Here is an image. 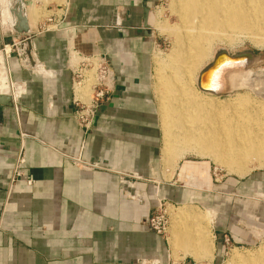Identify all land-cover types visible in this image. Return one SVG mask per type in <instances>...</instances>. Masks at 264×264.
<instances>
[{
  "label": "crops",
  "instance_id": "1",
  "mask_svg": "<svg viewBox=\"0 0 264 264\" xmlns=\"http://www.w3.org/2000/svg\"><path fill=\"white\" fill-rule=\"evenodd\" d=\"M43 1L24 0L23 35L9 27L12 0L0 4V50L24 37L9 59L12 106H0V264L164 263L165 241L146 221L157 199L183 191L173 184L175 173L164 178L149 92L150 35L142 20L156 0H63L52 9ZM41 4L39 19L34 10ZM47 21L52 28L42 30L38 24ZM75 56L103 58L114 77L88 131L74 119L73 100L90 94L87 88L84 97L86 85L73 90ZM73 158L83 163L74 165ZM191 163L180 167V177L198 169ZM15 169L20 177L13 183ZM241 185L264 195V175ZM244 214L264 224V202L250 200ZM230 229L234 239L247 238ZM219 230L213 234L219 237ZM213 240L209 264L216 263Z\"/></svg>",
  "mask_w": 264,
  "mask_h": 264
},
{
  "label": "bare ground",
  "instance_id": "2",
  "mask_svg": "<svg viewBox=\"0 0 264 264\" xmlns=\"http://www.w3.org/2000/svg\"><path fill=\"white\" fill-rule=\"evenodd\" d=\"M173 8L177 24L170 32L174 34L166 65L170 71L166 75L161 73L162 69L155 71V84L161 98L157 116L163 166L167 170L168 166L174 168L189 153L208 158L229 173L244 176L248 163L263 164L264 108L252 105L247 95H235L223 102L205 98L192 85L191 78L199 63L210 55V44L216 38L232 33L264 38V0H175ZM13 22L14 19L9 23L10 29ZM234 70L221 78L219 89L223 87L229 91L231 86L235 88L238 80H244V76L240 77L241 72L234 73ZM88 82H91L89 75L75 88L80 90ZM167 210L171 219L166 232L170 247L175 249L181 245L197 249L193 245L196 242L194 232L203 222L198 220L194 209L181 206L174 211ZM194 225L195 229H192ZM200 243L202 255L207 256L212 249L211 242L201 234ZM262 257L264 249L254 259L262 261ZM250 259V255L235 249L229 251L225 264L251 262Z\"/></svg>",
  "mask_w": 264,
  "mask_h": 264
},
{
  "label": "rangeland",
  "instance_id": "3",
  "mask_svg": "<svg viewBox=\"0 0 264 264\" xmlns=\"http://www.w3.org/2000/svg\"><path fill=\"white\" fill-rule=\"evenodd\" d=\"M42 2V0H41ZM63 0H45L43 3L50 5L48 8H54V5H61ZM174 2L175 0H156L155 3L151 6L150 11H148V33L150 35V46H149V62H150V83H149V92L151 94V100L155 109V116L157 117L158 125V116L160 113V99L158 96V89L156 88L155 75L157 71H160L163 75L169 73V68L167 65V57L172 51L174 43V34L170 33L177 24V18L174 12ZM15 0H12L11 8L14 7ZM0 4L3 5V0H0ZM0 5V6H1ZM45 5H40V7L35 8L34 13L36 17L40 15L39 19L43 17V7ZM29 8V7H28ZM37 9H40L37 10ZM5 9H3L4 11ZM120 12L122 15H127L125 9H116V12ZM2 12V11H1ZM29 12V10H27ZM119 14V13H118ZM2 19L5 18V11L1 14ZM4 20V19H3ZM52 22H44L38 24L42 30L51 29ZM0 30H2L0 26ZM264 31V26L262 27ZM231 39V40H230ZM264 38H254L250 34L244 33H232L228 34L227 37L221 36L213 40L210 44V55L199 63L198 68L194 71L192 75V85L196 88L197 92L203 97L215 98L223 102L229 99L234 98L235 95H247L249 100H252V105L264 108ZM219 51H224L227 55H237L241 53H250L253 57L249 67L242 69V63L239 64V69L234 70L233 72H241L240 77L244 76V80H238L235 83V88L231 86L229 91L223 90V87L217 91L227 92L228 95L224 96H214L210 93L202 92L197 87L198 74L209 65L215 55ZM77 58L76 63L79 64L75 74L74 81L76 84L81 83L85 76L89 75L90 81L86 85V89H89V98L91 97V90L94 85L97 84L96 69L98 67V62L94 56L88 58ZM158 58V59H157ZM88 59V60H87ZM157 59V63H156ZM159 60V61H158ZM166 62V63H165ZM162 64V66H161ZM160 67H159V66ZM93 68V69H92ZM109 69V66H108ZM160 69V70H159ZM110 70V69H109ZM156 71V72H155ZM167 71V73H165ZM89 72V73H88ZM111 72V71H110ZM112 73V72H111ZM113 75V74H112ZM247 75V76H245ZM248 77V78H247ZM114 79V77H113ZM249 81V82H248ZM241 82V83H240ZM243 82V83H242ZM230 83V82H229ZM245 83V84H244ZM249 83V84H247ZM243 84L246 86H243ZM247 84V85H246ZM240 85V86H239ZM250 85V86H249ZM243 88V89H242ZM88 89L84 93V97L88 96ZM111 88L109 89V91ZM87 98V97H86ZM83 101L84 103L88 102V99ZM255 100V101H254ZM249 104V105H251ZM264 116V114H263ZM159 128V127H158ZM160 138V132H159ZM160 148V144H159ZM263 164L259 166L255 163H248L247 172L244 176L239 177L237 174L229 173L226 169L216 163H213L208 158H201L194 154H185L176 164L174 168L168 166L165 174L168 176L165 179H169L173 173H175V180L173 179V184L181 189L183 193L177 198L169 200H156V206L152 210L153 213L164 214L167 220V230L170 227V217L167 209L176 210V208L181 206H190L194 209L195 215H197L198 220L203 224L200 225L197 229L198 231L194 232L196 235V242L193 244L197 249L185 248L181 245L176 246L175 249H172L167 239V233L162 238L165 241V262H161L159 259H156L159 264H176L182 259L196 261V264H209L212 253H207V256L204 255V258H200L202 255V246L200 243L201 234L208 237L209 242L214 244L213 238L216 240L215 249H216V263L215 264H225L227 260V254L229 251L237 250L244 255H250L251 262L242 261L239 264H264V257L261 258L262 261L254 259V256L261 250L264 249V224L255 220H248L249 216H245V207L249 204L250 200L262 201L264 202V195L259 192V188L255 187L252 189H243L242 183L250 177L255 175H264V157L262 158ZM185 162H192L193 166H197V170L189 172L190 174L179 176L180 167L185 164ZM255 163V164H254ZM161 166V162H160ZM162 168V166H161ZM171 169V170H170ZM249 170V171H248ZM163 173V169H162ZM250 190V191H249ZM246 193H249L250 196L247 197ZM139 194V200H143L144 195ZM146 196V195H145ZM156 196V192L154 193ZM213 215V221H212ZM148 217V218H149ZM246 217V218H245ZM206 220V221H204ZM208 221V222H207ZM212 223H209L211 222ZM199 222V223H200ZM200 223V224H201ZM208 226V227H207ZM231 226L242 231L247 238L238 240L234 239L231 232ZM192 229H195V225L191 226ZM209 228V229H208ZM222 229L223 233L216 232V236L213 234V229ZM201 229V230H200ZM166 230V232H167ZM198 238V239H197ZM178 244V243H177ZM169 245V247H168ZM185 246V245H184ZM214 247V245H213ZM206 252V251H205ZM190 253V255H189ZM201 254V255H200ZM195 258H193V257ZM203 256V255H202ZM210 256V257H209ZM198 258V260H196ZM208 259V260H207ZM257 261V262H254ZM154 261V260H152ZM151 261V262H152Z\"/></svg>",
  "mask_w": 264,
  "mask_h": 264
},
{
  "label": "built area",
  "instance_id": "4",
  "mask_svg": "<svg viewBox=\"0 0 264 264\" xmlns=\"http://www.w3.org/2000/svg\"><path fill=\"white\" fill-rule=\"evenodd\" d=\"M17 45H18L17 43H14L9 46H3L2 49L0 50V77L2 78V82L0 81V95H2L1 88L7 89V94L8 96L11 97V100H14L13 97L16 88L10 78L9 59L11 58L12 50L14 51ZM94 58L95 59L93 60L94 61L97 60L99 65L96 69L97 84L92 87L91 90L92 95L88 99V102L86 103H84L79 99L73 100V105L75 107V111H74L75 122L77 126L84 131H88L91 128L94 118L96 116V110L98 108V105L102 100H104L107 92L109 91V89L113 84V75L108 69L105 60L99 57H94ZM75 72L76 71L73 72V80H72L73 90H74V86L76 85L74 81ZM2 84H4V87H2ZM25 136L26 135L21 134L20 138H24ZM71 160L74 165H79L83 163L79 158H73ZM18 162L19 165L22 164L23 163L22 158H19ZM13 172H14V177L12 179V182L14 183L20 177V172L18 171V169H15ZM146 224L148 229H150L156 235L160 237L165 236L167 230V220L164 214L153 213V215H151L147 219ZM140 264H159V263L157 260H154L152 262H141Z\"/></svg>",
  "mask_w": 264,
  "mask_h": 264
},
{
  "label": "water",
  "instance_id": "5",
  "mask_svg": "<svg viewBox=\"0 0 264 264\" xmlns=\"http://www.w3.org/2000/svg\"><path fill=\"white\" fill-rule=\"evenodd\" d=\"M14 22L11 24V31L16 35H23L28 32L27 17L24 8V0H15L14 7L10 11ZM142 27L146 35L148 33V10L144 9ZM24 40L21 38L17 44ZM253 57L250 53H241L229 56L224 51H219L212 62L207 65L199 74L197 79V87L200 91L210 93L214 96L228 95L227 92H219L221 78H224L230 70L239 69L242 63V69L249 67ZM0 106L11 107L12 100L8 95H0Z\"/></svg>",
  "mask_w": 264,
  "mask_h": 264
}]
</instances>
